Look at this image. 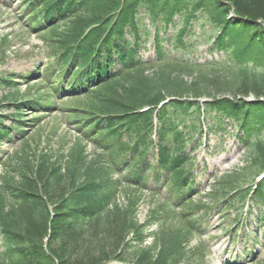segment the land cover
<instances>
[{"label":"trees","instance_id":"obj_1","mask_svg":"<svg viewBox=\"0 0 264 264\" xmlns=\"http://www.w3.org/2000/svg\"><path fill=\"white\" fill-rule=\"evenodd\" d=\"M23 2L33 9L28 18L30 22L42 17L48 26L59 20L68 24V32L60 35L56 26L51 27L54 36L49 44L56 58L44 71V76L50 78L54 68L59 70L63 80L71 74L67 83H72V88L63 91L65 94L83 92L90 86L103 88L101 94L94 95L102 113L90 119L88 130L83 133L84 137L92 139L94 148L100 150L101 154L94 159L101 162L99 165L96 161L79 160L75 172L68 171L66 195L54 202L51 211L43 198L37 195V187L43 184L57 188L60 179L57 168L47 172L48 166L54 168L56 164L44 156L32 168L30 161L25 160L16 170L22 174L16 172L17 178L19 183L29 181L33 185L28 184L25 189L20 188L18 182L4 181L0 188L2 260L8 264H71L72 251L69 256H65L69 252H63L54 258L55 251L50 246V250L44 249V240L49 238L62 243L69 235L75 236L91 220L99 219L110 208L121 185L133 184L135 189L141 190L148 179H154L157 184L164 185L170 199L164 203L165 207L183 202L199 188L195 183L196 177L191 174L192 159L185 155L184 150L204 130L212 136L225 135L233 126L240 132L238 141L255 153L253 163L262 162L260 169L264 168V104L234 103L224 99L201 105L194 99L183 100L182 84L175 86L173 75L169 74L166 82L147 80L144 65L136 60L140 50L147 51L145 47L151 39L156 65L167 61L166 56L172 52L197 55L193 53L195 41L188 43L184 39L202 40V44L208 47L202 54H213L219 60L207 67L234 72L241 78L225 83L227 87L239 89L254 99H264V0ZM146 21L153 29L151 37ZM88 26L92 28L82 35ZM197 28H207L208 35L197 36L194 32ZM114 61L120 64V69L114 67ZM180 64L175 63L176 66ZM181 67L187 68L185 65ZM163 70L158 68L157 72L163 73ZM176 73L177 80H182L183 72L178 70ZM0 86L15 89L11 80L2 78ZM208 87L212 91L216 88L213 85ZM108 91H111L110 95H105ZM29 105L32 106L24 102L4 106V109L15 110L10 116L2 113L3 106H0V146L2 142H10L12 133L22 134L20 126L24 121L20 113L22 109H29ZM46 108L51 109L50 106ZM10 121L11 127H7L6 123ZM105 160L109 163L106 164ZM28 167L31 168L29 174H35L34 181L28 174H23ZM232 192L223 204L233 208L235 200L241 204L248 199L249 213L256 207L259 213L257 223L262 226L264 178L254 190L236 186ZM220 198L225 199L217 197V200ZM5 201L17 204L19 213L6 212ZM210 210L207 208L204 214ZM194 224L188 220L186 227L179 231L190 235L198 231ZM105 226L94 233L97 243L93 249L99 256L109 242ZM120 228L123 229V225ZM167 238L161 242L156 255L151 249L144 255L134 253L132 258L135 260L129 261L122 258L129 246L123 241L125 245L121 247L120 262L179 264L184 257L182 242L178 240L176 243L170 236ZM121 241L122 238L112 240L111 244ZM102 260L101 256L91 260L89 255L81 260L74 259L72 264H101Z\"/></svg>","mask_w":264,"mask_h":264},{"label":"rangeland","instance_id":"obj_2","mask_svg":"<svg viewBox=\"0 0 264 264\" xmlns=\"http://www.w3.org/2000/svg\"><path fill=\"white\" fill-rule=\"evenodd\" d=\"M25 7L23 0H0V78L11 80L15 88L8 90L0 86V106H3L1 110L2 113L10 116L15 110L4 109V106L6 107L10 102L19 104L34 102L42 105L48 100L47 102L53 105V113L43 109H22L21 120L31 121L34 118L37 122L32 124L27 122L28 128L26 124L23 125V137L20 136L22 139L18 140L13 136L11 144H1L0 185L4 181L19 183L16 174L11 172L19 163V159L27 157L26 160L30 161L34 168L41 157L48 156L50 162L56 165L54 168L48 166L47 172L57 168V175L60 176L59 185L56 189H52L43 184H35H38L37 195L43 198L45 205L52 211L54 202L66 195L67 179L70 174L68 171L75 172L79 160L96 161L100 165L101 160L94 159L101 154L100 151L94 148L92 139L84 137L83 133L88 130L90 119L102 113L100 105L94 99L95 94H101L102 87L97 86L94 90L98 92L84 94V98L59 97L58 100L53 99L45 91L42 72L52 53L47 40L52 38L54 33L47 29L38 33L30 31L26 24L30 9ZM55 25L59 28V35L68 32L62 22L60 24L56 22ZM146 29L151 37L153 29L150 25H147ZM194 32L197 36L203 34L207 36L209 33L207 28H197ZM192 41H195L193 53H198L197 55L172 52L166 56L167 61L160 63L161 65H155L157 61L148 44L149 51L147 53L141 51L142 58L139 59L142 64L149 65L144 67V77L147 80L166 82L167 76L171 74L175 86L178 83L182 84L180 92L183 100L194 99L201 105L213 104L217 100L224 99L234 103L240 101L251 105L264 104L262 97L254 99L252 95L244 94L239 89L227 87L225 83L239 81L241 78L234 72L207 67L208 64L218 63L219 60L213 54H202L208 48L202 44V40L184 39V42L192 43ZM151 42L152 40L149 43ZM179 62L181 64L176 66L175 63ZM182 65L187 68L181 67ZM158 68H163V73L157 72ZM178 70L184 74L182 80H177ZM212 85L217 89L209 90L208 86ZM110 93L111 91H108L105 95ZM7 124L10 125V122ZM227 132L228 134L225 135L212 136L204 130L199 137H195L193 143L188 144L185 152L188 156L195 157L192 163L196 168L193 169L192 176L196 177L195 183H199L200 188L171 210L164 208V203L168 199L164 189L159 188V191L157 186L153 187L154 182L151 179L142 191L121 185L110 208L99 219L91 220L75 236L69 235L62 243L45 239L44 249L50 250V246L55 251L54 258L63 252H69L65 253V256H69L72 251L71 264L74 259L81 260L89 255L91 260L101 256L104 264H122L119 255L122 253L123 241L129 246L122 258L129 261V259L135 260L132 258L134 253L144 255L151 249H154L152 253L156 255L161 242L168 240L167 237L170 236L176 243L178 240L182 242L184 257L179 264L264 263V228L260 230L254 227L255 222L242 213L243 207L237 200L234 201L233 208L223 204L236 186L247 189L253 184L262 174L260 168L263 163H253L255 153L252 148L246 150L238 141L240 132H237L233 126L228 128ZM30 171L31 168L28 167L23 170V174H28L29 179L34 181L35 174H29ZM28 184L33 185L29 181L19 183L20 188L25 189ZM151 188L158 193L156 196L149 192ZM217 197L225 199L217 200ZM3 205L6 212L19 213L17 204L5 201ZM207 208L211 210L204 214ZM255 212L258 213L256 207L252 209V213ZM188 220L195 223L198 231L184 235L179 230L186 227ZM121 225L123 229L120 228ZM103 226L106 227L105 234L109 242L99 256V253L93 249L97 243L94 233ZM119 238H122L121 242L111 244L112 240ZM2 251L4 250L0 248V255ZM142 258L144 259L145 256ZM136 261L139 263V260ZM0 264H8V262L0 257Z\"/></svg>","mask_w":264,"mask_h":264}]
</instances>
